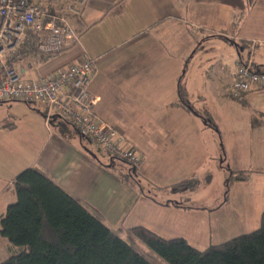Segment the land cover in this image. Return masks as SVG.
Returning <instances> with one entry per match:
<instances>
[{"label": "crops", "instance_id": "crops-1", "mask_svg": "<svg viewBox=\"0 0 264 264\" xmlns=\"http://www.w3.org/2000/svg\"><path fill=\"white\" fill-rule=\"evenodd\" d=\"M86 2L80 15L69 19L80 41L69 40L64 51L46 59L29 55L22 69L26 77L34 78L84 57L95 59L97 72L89 92L100 98L96 111L102 121L126 137L125 148L141 155L136 180L127 176L120 161L113 163L73 128L62 131L52 121L47 126L43 104L3 102L0 229L7 207L17 202V175L31 168L120 238L132 237L134 227H143L191 244L190 232L204 230L208 221L202 217L210 212L189 206L187 193L197 181L196 171L213 163L221 165L224 154L220 145H206L198 117L179 104V84L182 81L191 100L198 85L207 81L208 66L192 71L188 67L197 51L206 50L217 39L235 46L237 65L249 59L264 69V0L244 11L217 0ZM65 6L55 2L47 9L55 12ZM28 70L32 75L28 76ZM155 194L159 197L154 198ZM15 252L0 234V263Z\"/></svg>", "mask_w": 264, "mask_h": 264}, {"label": "trees", "instance_id": "trees-1", "mask_svg": "<svg viewBox=\"0 0 264 264\" xmlns=\"http://www.w3.org/2000/svg\"><path fill=\"white\" fill-rule=\"evenodd\" d=\"M217 1L244 11L258 0ZM55 2L66 3L64 9L59 7L60 14L71 27L73 25L69 19L78 17L86 5L78 6L79 14L75 15L68 11L69 6L76 5L75 1ZM247 47L251 49V46ZM241 62L251 61L247 59ZM253 67L264 74L263 67L256 63H253ZM178 89L179 104L192 115L201 117L207 127L217 130L210 116L200 115L195 110L182 81ZM263 89H253L238 96L233 89L232 92L235 97H243ZM52 124L62 131L70 127L78 133L73 125L61 118L55 117ZM111 161L116 163L117 160L111 158ZM223 161H226L225 156ZM120 165L125 167L131 180L137 174L135 170L140 167H130L122 161ZM237 180L245 181L240 176ZM194 185L195 181L192 187ZM14 188L17 202L7 207V213L1 220L0 234L16 252L0 264H153L41 172L31 168L21 172L17 175ZM260 223L258 230L203 251L191 246L184 238H164L148 228L134 227L130 235L166 264H264V210Z\"/></svg>", "mask_w": 264, "mask_h": 264}, {"label": "rangeland", "instance_id": "rangeland-1", "mask_svg": "<svg viewBox=\"0 0 264 264\" xmlns=\"http://www.w3.org/2000/svg\"><path fill=\"white\" fill-rule=\"evenodd\" d=\"M237 59L235 46L217 39L208 44L206 50L197 51L188 67L192 71L196 66H200L199 69L208 66L207 81L198 85L190 98L195 110L200 115L210 116L217 126L218 132L207 127L197 115L206 134V145L210 146L211 142L220 145L226 157L221 165L219 162L200 167L195 173L197 183L187 193L189 206L206 208L210 212H205L202 217L204 222L208 221L205 229L189 234L190 245L201 251L247 235L261 226L264 210V89L243 97L234 96L232 86L237 79L234 73L239 69ZM41 66L40 63L38 68ZM32 71L28 70V76ZM92 149L96 151V147ZM238 176L245 181H238ZM155 197L159 195L155 194ZM198 222L195 219L194 223ZM121 239L153 264H166L137 239Z\"/></svg>", "mask_w": 264, "mask_h": 264}, {"label": "built area", "instance_id": "built-area-1", "mask_svg": "<svg viewBox=\"0 0 264 264\" xmlns=\"http://www.w3.org/2000/svg\"><path fill=\"white\" fill-rule=\"evenodd\" d=\"M55 1L0 0V103L39 102L46 107L47 126L53 118H61L110 158L130 167L141 166L142 157L123 146L126 137L97 114L100 98L89 92L97 72L95 59L84 57L54 73L38 74L34 78L25 76L22 64L29 55L46 59L64 51L69 40L78 41L73 28L60 14L61 9L55 12L47 9ZM60 1H75V6L68 7L75 15L87 3V0ZM33 65L37 66L38 62ZM238 67L232 86L237 96L264 88V74L257 72L253 63L241 62Z\"/></svg>", "mask_w": 264, "mask_h": 264}]
</instances>
